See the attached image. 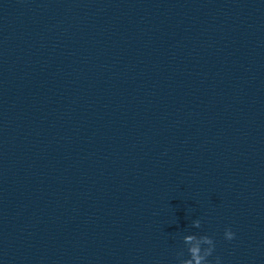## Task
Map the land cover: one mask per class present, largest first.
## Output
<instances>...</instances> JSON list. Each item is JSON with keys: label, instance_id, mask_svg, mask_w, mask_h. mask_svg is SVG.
Here are the masks:
<instances>
[{"label": "clouds", "instance_id": "1", "mask_svg": "<svg viewBox=\"0 0 264 264\" xmlns=\"http://www.w3.org/2000/svg\"><path fill=\"white\" fill-rule=\"evenodd\" d=\"M192 226L195 228L201 227L199 219L192 221ZM224 238L228 241L235 239V233L231 228H225ZM183 242L187 246L188 258H182L184 253L181 251L177 254L178 264H211L209 257L215 251V241L208 235L197 236L195 234L185 235ZM206 246V247H205ZM215 264H221V258H215Z\"/></svg>", "mask_w": 264, "mask_h": 264}]
</instances>
